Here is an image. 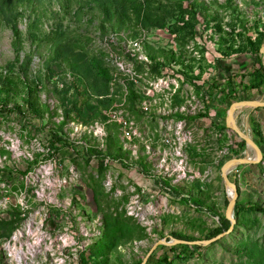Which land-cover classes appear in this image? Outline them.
<instances>
[{
  "label": "rangeland",
  "instance_id": "374dc122",
  "mask_svg": "<svg viewBox=\"0 0 264 264\" xmlns=\"http://www.w3.org/2000/svg\"><path fill=\"white\" fill-rule=\"evenodd\" d=\"M263 48L264 0H0V264L22 219L45 229L54 206L103 217L81 264H141L159 240L221 229L220 166L258 154L220 90L232 77L235 102H264L243 85ZM235 116L264 154V109ZM229 178L233 233L147 264H264V213L249 210L264 208V159Z\"/></svg>",
  "mask_w": 264,
  "mask_h": 264
},
{
  "label": "built area",
  "instance_id": "2783aa9c",
  "mask_svg": "<svg viewBox=\"0 0 264 264\" xmlns=\"http://www.w3.org/2000/svg\"><path fill=\"white\" fill-rule=\"evenodd\" d=\"M52 209L55 210L50 211V217L44 213L45 229L43 225L42 228L30 222L24 224L22 219L4 246L11 264H81L82 254L102 238L104 220L101 215L91 217L84 209L55 206Z\"/></svg>",
  "mask_w": 264,
  "mask_h": 264
},
{
  "label": "water",
  "instance_id": "95a60500",
  "mask_svg": "<svg viewBox=\"0 0 264 264\" xmlns=\"http://www.w3.org/2000/svg\"><path fill=\"white\" fill-rule=\"evenodd\" d=\"M262 53L264 54V48L262 50ZM242 109H252V110L264 109V102H235V103L228 105L225 109V114L230 124L232 125L233 130L237 134H239L240 137L247 144V149L251 148L254 151H256L258 154L255 159L254 158L228 159L224 161L220 166L222 178L224 180L226 188L228 191L230 190L233 193V196L229 197V203H231V207L227 214V218L232 223L231 228L228 231L223 232L222 234L218 235L217 237L208 239V240H197V241H186V240H177V239H171L169 241L167 239L159 240L158 242L154 244V246L151 248V250L146 255V257L144 258L141 264H147L150 257L154 254V252L160 246H166V247H174L177 245L207 246V245L214 244L224 239L228 235L232 234L233 231L235 230L236 225H237V219L234 216V209L237 206L239 194H238V188H236V186L231 182L229 178L228 171L232 168L236 169L243 165H250V166L259 165L264 159V154L261 148L257 146L251 138L243 136L241 132L239 131L235 113Z\"/></svg>",
  "mask_w": 264,
  "mask_h": 264
},
{
  "label": "trees",
  "instance_id": "16d2710c",
  "mask_svg": "<svg viewBox=\"0 0 264 264\" xmlns=\"http://www.w3.org/2000/svg\"><path fill=\"white\" fill-rule=\"evenodd\" d=\"M247 83L243 84L244 85V89L246 91H250V92H260L261 90H263L264 88V64L262 62V60H260L259 65L257 66V68L251 72L250 74H248L247 76ZM235 79L230 77L227 79V87L221 89L220 94L222 96H224L227 100H229V103H233L235 101H239V98L236 97V93H233L234 90L237 89V84L234 82ZM241 84V83H240ZM239 84V85H240ZM231 91V93L229 92ZM230 105V104H229ZM214 109V107H212ZM13 112L12 109H8V107L6 106H0V115H10ZM255 135L258 137V139L261 137L260 134L258 132L255 131ZM262 139V138H260ZM241 150L244 149V145H241L239 147ZM234 153V155L238 156V152H232ZM238 212L240 211V209H244L240 204H238L236 206ZM250 211H254V212H262L264 213V208L259 207V206H252L249 208ZM231 221L228 218H224L223 220V227L221 229H217L214 230L210 236L205 239H212L213 237H217L218 235L222 234L225 230L228 231L231 228ZM177 240H186V241H190L187 240L183 237H177ZM197 241V240H195ZM178 247H170L169 251H171L172 253H175L180 249H182V251H189V249L191 248H196V249H201V246H189V245H177ZM94 247V246H93ZM164 259H169L167 257H165Z\"/></svg>",
  "mask_w": 264,
  "mask_h": 264
},
{
  "label": "bare ground",
  "instance_id": "6f19581e",
  "mask_svg": "<svg viewBox=\"0 0 264 264\" xmlns=\"http://www.w3.org/2000/svg\"><path fill=\"white\" fill-rule=\"evenodd\" d=\"M249 150H252L251 148L249 149ZM233 170V168L232 169H230L228 172H230V171H232ZM229 196L230 197H232L233 196V193L229 190Z\"/></svg>",
  "mask_w": 264,
  "mask_h": 264
}]
</instances>
